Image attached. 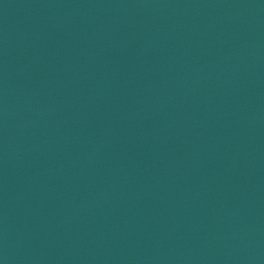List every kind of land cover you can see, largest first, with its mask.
Listing matches in <instances>:
<instances>
[{
	"label": "water",
	"instance_id": "obj_1",
	"mask_svg": "<svg viewBox=\"0 0 264 264\" xmlns=\"http://www.w3.org/2000/svg\"><path fill=\"white\" fill-rule=\"evenodd\" d=\"M0 264H264V0H0Z\"/></svg>",
	"mask_w": 264,
	"mask_h": 264
}]
</instances>
